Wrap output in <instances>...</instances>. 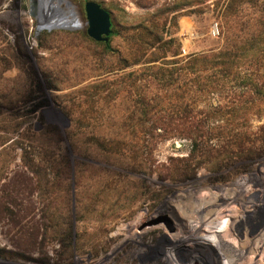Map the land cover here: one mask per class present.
<instances>
[{"label":"rangeland","instance_id":"1","mask_svg":"<svg viewBox=\"0 0 264 264\" xmlns=\"http://www.w3.org/2000/svg\"><path fill=\"white\" fill-rule=\"evenodd\" d=\"M70 1L80 28L37 33L29 0H0V264H264V89L133 44L153 19L181 56L206 52L217 21L93 0L111 14L105 44ZM252 63L237 72L258 87Z\"/></svg>","mask_w":264,"mask_h":264},{"label":"trees","instance_id":"2","mask_svg":"<svg viewBox=\"0 0 264 264\" xmlns=\"http://www.w3.org/2000/svg\"><path fill=\"white\" fill-rule=\"evenodd\" d=\"M158 12L160 16L165 15L166 20L170 15L175 23L182 15H210L220 28L221 44L216 49L181 56L179 39L171 34L158 33L155 29L158 23L152 19L148 20L149 24L139 25L133 37L135 50L143 51L150 61L170 56L174 60L168 64L179 63L190 71L211 69L222 74L223 61L231 62L224 64L226 67L240 68L264 59V0H167ZM160 76L173 77L172 74ZM262 88L261 85L255 86L253 90L260 92Z\"/></svg>","mask_w":264,"mask_h":264},{"label":"bare ground","instance_id":"3","mask_svg":"<svg viewBox=\"0 0 264 264\" xmlns=\"http://www.w3.org/2000/svg\"><path fill=\"white\" fill-rule=\"evenodd\" d=\"M26 15L29 16V18H34L35 21H33L32 26L34 31L37 33L42 30H51L55 28L75 29L82 26L76 5L70 0H29L28 11L26 12ZM181 204H183L185 207H188L187 211L184 210L185 212L182 213L185 216H188L190 221H197V216L193 217L189 215L188 212L189 208L192 206V203ZM149 229L151 228H145L142 232H146V230ZM199 242L203 243L202 241ZM185 264H189V262H186Z\"/></svg>","mask_w":264,"mask_h":264},{"label":"water","instance_id":"4","mask_svg":"<svg viewBox=\"0 0 264 264\" xmlns=\"http://www.w3.org/2000/svg\"><path fill=\"white\" fill-rule=\"evenodd\" d=\"M86 34L95 42L108 43L113 33L111 14L101 4L93 0L84 2ZM147 224H157L150 221Z\"/></svg>","mask_w":264,"mask_h":264},{"label":"flooded vegetation","instance_id":"5","mask_svg":"<svg viewBox=\"0 0 264 264\" xmlns=\"http://www.w3.org/2000/svg\"><path fill=\"white\" fill-rule=\"evenodd\" d=\"M228 63H231V62L223 61V82L224 81H229L230 83L236 82V84H233V87H231L232 91L234 93L242 92L243 88H245V87H249V88L255 87L254 84L251 85L249 83L244 82L245 80L243 79L242 74H240V72H237L239 70V68H236L234 66H229V67L224 66V64H228ZM200 80H202V79H199L198 77L192 78V81H198L199 82ZM247 84H249L251 86H248ZM261 86L264 87V82H263V84H261ZM232 91H231V93H233ZM196 92L201 94L203 91L198 90ZM223 94H227L224 87H223ZM150 221H156V223H160L159 219H152V220H149L148 222H150ZM145 225H147V224H144L142 227H144Z\"/></svg>","mask_w":264,"mask_h":264},{"label":"built area","instance_id":"6","mask_svg":"<svg viewBox=\"0 0 264 264\" xmlns=\"http://www.w3.org/2000/svg\"><path fill=\"white\" fill-rule=\"evenodd\" d=\"M217 34H218V32H217Z\"/></svg>","mask_w":264,"mask_h":264}]
</instances>
